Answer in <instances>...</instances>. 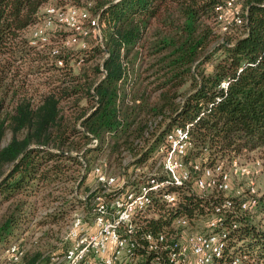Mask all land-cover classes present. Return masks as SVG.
Listing matches in <instances>:
<instances>
[{
    "label": "trees",
    "instance_id": "16d2710c",
    "mask_svg": "<svg viewBox=\"0 0 264 264\" xmlns=\"http://www.w3.org/2000/svg\"><path fill=\"white\" fill-rule=\"evenodd\" d=\"M225 1L0 0V260L29 231L39 194L53 201L52 191L78 193L101 156L112 172L127 155L135 160L126 170L140 165L175 127L190 135L191 161L213 165L254 155L264 163V0H240L245 27L223 34L215 8ZM48 5L88 8L104 24V49L67 50L64 67L55 68L46 51L27 44ZM95 55L92 73L67 65ZM42 60L61 73L33 103L26 96L33 71L21 68ZM149 122H156L152 129ZM223 199L183 191L175 209L161 211L149 228L164 230L177 214L199 225ZM234 200L214 264H264V193L250 212ZM80 204L65 199L40 223L61 220ZM41 257L24 252L22 262L39 264Z\"/></svg>",
    "mask_w": 264,
    "mask_h": 264
},
{
    "label": "built area",
    "instance_id": "2783aa9c",
    "mask_svg": "<svg viewBox=\"0 0 264 264\" xmlns=\"http://www.w3.org/2000/svg\"><path fill=\"white\" fill-rule=\"evenodd\" d=\"M215 13L220 33L246 25V10L240 0H226ZM103 27L99 17L86 7L48 5L29 29L27 44L36 51H46L52 65L63 68L67 50L104 49ZM107 56L103 54L101 64ZM82 62L79 57L78 65ZM226 85L222 82L220 87ZM155 124L149 122V128ZM95 145L97 140L91 144ZM192 149L188 132L175 127L140 165L126 170L135 160L127 155L123 167L112 172L105 160L98 161L91 171L95 183L81 197L82 208L71 215L63 237L65 246L50 256L48 264H214L225 249V216L233 212L234 199L241 211L250 212L261 196L256 179L262 161L256 158L242 163L235 157L208 165L207 159L189 160ZM233 178L244 179L246 188L233 186ZM183 191L216 192L224 199L212 207L202 230L191 224L188 216L177 214L164 230L153 232L150 221L165 209H175ZM23 254V249L12 245L3 257L7 264H23Z\"/></svg>",
    "mask_w": 264,
    "mask_h": 264
},
{
    "label": "rangeland",
    "instance_id": "374dc122",
    "mask_svg": "<svg viewBox=\"0 0 264 264\" xmlns=\"http://www.w3.org/2000/svg\"><path fill=\"white\" fill-rule=\"evenodd\" d=\"M214 33L219 36L220 34L214 29ZM74 57L72 61H68L67 65L70 67L75 68L74 70L80 69L81 72H90L92 73L93 68L96 67L97 63L100 61V57L97 55L91 56L87 58V60L83 61L81 64L78 65L77 60ZM211 63H208L206 67L208 69L211 68ZM143 67V66H142ZM28 70H32L31 74H28V87L26 96L30 98L33 103H36L39 98L45 94L48 90L49 86L53 84L50 83L52 79L50 76L59 75L61 72H55L50 67L48 60L42 61H34L29 65H25L21 68L22 72L28 73ZM46 70V72H44ZM252 158H257L256 156L250 155H242L240 156V160L242 163H249L251 162ZM105 160L107 158L104 156L99 157L96 161ZM95 161V162H96ZM96 162V163H97ZM108 162V161H107ZM95 181L92 178V175L89 174L86 177V180L83 183V186L79 190L78 193L69 194L68 189L66 191L57 190L52 191V196L57 197L56 200L50 201L51 199L47 196V192H43L39 194L36 199V211L34 213V218L31 221V225L29 231L24 234L18 243H16L19 247L26 252H34L38 251L41 253L42 257L39 264H48L50 256L53 254H57L61 252L63 247V237L65 236V232L67 230L71 215L74 213L75 210L82 208V204L73 207L74 209L68 213L64 218L61 220H56L54 223L45 221L46 224H41L40 222L48 215L49 213H53L55 207L59 204H62L65 199H73L77 197V199L84 197L88 192L85 191V188L91 189L93 187ZM244 179L233 178L232 185L241 188L244 190L246 188ZM256 185L258 191L263 194L264 193V163L262 162L261 172L256 179ZM71 186L68 185V187ZM258 219L262 218V215L259 214ZM198 227L202 230L204 227V223H200ZM5 257V256H4ZM3 257L1 258L0 264H7L6 259Z\"/></svg>",
    "mask_w": 264,
    "mask_h": 264
}]
</instances>
